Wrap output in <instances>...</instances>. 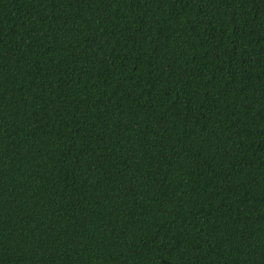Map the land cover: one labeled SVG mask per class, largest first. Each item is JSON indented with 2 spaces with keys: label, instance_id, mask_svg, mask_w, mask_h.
<instances>
[{
  "label": "trees",
  "instance_id": "trees-1",
  "mask_svg": "<svg viewBox=\"0 0 264 264\" xmlns=\"http://www.w3.org/2000/svg\"><path fill=\"white\" fill-rule=\"evenodd\" d=\"M0 264H264V0H0Z\"/></svg>",
  "mask_w": 264,
  "mask_h": 264
}]
</instances>
